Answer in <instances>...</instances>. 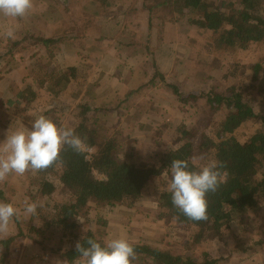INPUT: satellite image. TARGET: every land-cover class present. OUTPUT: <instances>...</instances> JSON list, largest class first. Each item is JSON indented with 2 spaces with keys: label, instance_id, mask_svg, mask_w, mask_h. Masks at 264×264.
<instances>
[{
  "label": "rangeland",
  "instance_id": "obj_1",
  "mask_svg": "<svg viewBox=\"0 0 264 264\" xmlns=\"http://www.w3.org/2000/svg\"><path fill=\"white\" fill-rule=\"evenodd\" d=\"M260 12L264 15V7ZM151 24L141 0H103L99 5L92 0H33V8L25 17L0 14V55L4 56L0 60V142L6 139L9 130L14 132L22 126L31 130L32 122L41 115L76 129L85 107L95 110L85 114L90 120L99 119L108 137L116 134L122 143L117 151L125 156L127 164L147 169L158 165L157 153L175 150L184 142L198 146L203 137L217 138L232 112L225 105L215 111L203 99L180 101L158 78L151 82L154 63L165 82L185 95L206 90L240 91L248 107L254 112H264L263 47L253 53L230 50L218 41L217 34H206L187 19L177 21L172 29H160L161 32L157 20ZM9 28L14 29V38L5 35ZM27 31L62 41L52 47L49 56L43 45L25 37ZM147 33L154 39L150 54L145 46ZM156 45L159 46L154 50ZM101 52H109V60L99 58ZM258 61L262 70L256 73L252 67ZM234 64L236 68H232ZM123 68H138L146 77L144 84L137 87L141 92L127 99L124 96L129 91L119 82ZM107 82L116 84L102 93L99 88ZM136 96H140L139 101L133 102L132 97ZM52 107L63 109L43 114ZM260 126L259 120L245 118L234 128L233 135L242 139ZM198 163V158H194L193 164ZM165 172L154 177L132 211L89 202L82 219L84 229L103 232L107 242L125 238L131 243L146 242L184 252V246L177 241L189 240L193 235L191 227L168 220L167 208H159L156 202L160 189L169 184ZM42 179L39 172L29 171L0 183L7 201L21 209L20 219H14L23 227L32 225L40 231L44 217L52 211L49 207L52 201L64 197L59 191L60 183L48 176L55 188L42 198L39 193ZM25 199L42 205L37 215H23ZM239 215L227 228L206 232L193 255L198 257L205 251L222 258L218 264H251L250 259L262 247L255 245V241L264 232V208L249 209ZM12 226L15 234L14 220ZM38 238L46 249H67L74 245L68 235L55 229L41 232ZM57 260L60 259L56 255L25 240L15 246L11 264H55ZM259 260L264 264V257L259 256Z\"/></svg>",
  "mask_w": 264,
  "mask_h": 264
},
{
  "label": "trees",
  "instance_id": "obj_2",
  "mask_svg": "<svg viewBox=\"0 0 264 264\" xmlns=\"http://www.w3.org/2000/svg\"><path fill=\"white\" fill-rule=\"evenodd\" d=\"M92 3L103 4V0H92ZM141 4L148 14L150 26L153 20L160 23L159 32L163 28L172 29L177 21L187 19L206 34H217L218 41L230 50L253 53L258 47L264 48V15L260 12L264 7L263 0H141ZM25 37H31L36 44L43 45L49 56H52V47L62 41V39L34 36L29 31L25 32ZM153 41L152 34L147 33L145 46L149 54L152 53L150 45ZM158 46L156 45L154 50ZM3 57L0 55V60ZM260 63L258 61L252 67L256 73L262 70ZM236 66L237 64H234L232 68ZM152 76L151 82H154V78H159L180 101L184 98L203 99L215 111H218L221 105H225L232 114L225 119L220 130L221 134L217 138L203 137L198 146L184 142L175 150L157 153L158 165L147 169L127 164L125 156L121 151H117V147L122 148V143L117 140L116 134L108 137L99 119L90 120L85 114L87 111L95 110L85 107L83 113L79 114L81 118L75 131L81 137H86V143L93 150L78 154L65 146L61 151L62 165L57 163L47 170L39 171L43 178L39 188L40 196L46 198L54 190L55 187L47 179L48 176H52L60 183L59 191L64 197L57 202L52 201V206H49L52 211L44 217L41 231L36 230L32 225L23 227L20 221L14 219L17 225L16 233L8 239H0V264H7L11 247L17 241L29 240L31 245L48 250L60 260L68 261L79 256L75 247L77 242L86 247L85 241L92 238L102 245L106 244L103 232L83 227L82 219L89 202L93 201L99 207H109L114 210L117 207H125L132 211L144 192L150 188L154 177L158 178L161 172L166 171L170 183L171 163L176 159L187 160L193 170H198L208 160L214 159L225 166L221 170L227 172V179L215 193L207 194L209 207L208 219L205 221H192L185 217L172 204L171 193L167 189L168 185L165 184L156 200L159 208H167L168 220L174 219L189 225L193 235L189 240L177 241L184 246V252L172 248H160L146 242L132 243L138 253L135 262L137 264H218L223 260L205 251H202L198 257L194 256L193 252L200 247L206 232L216 233L227 228L235 215H242L249 209L264 208V112H254L248 107L240 91L215 93L206 90L185 95L163 80L155 63ZM140 92V88H137L126 96ZM16 97H21V94L18 93ZM62 109L52 107L43 114L61 112ZM251 117L260 121V128L242 139H237L233 135L234 128L245 118ZM201 155L205 160L198 159L199 163L194 165V158ZM0 199L8 202L1 189ZM101 224L107 226L105 221H101ZM49 229L68 235L74 245L67 249H46L38 237L41 232ZM256 244H264V232L259 233Z\"/></svg>",
  "mask_w": 264,
  "mask_h": 264
},
{
  "label": "clouds",
  "instance_id": "obj_3",
  "mask_svg": "<svg viewBox=\"0 0 264 264\" xmlns=\"http://www.w3.org/2000/svg\"><path fill=\"white\" fill-rule=\"evenodd\" d=\"M33 8V0H0V14L5 17H25ZM5 35L14 38L15 31L9 28ZM65 146L78 154L93 149L71 127H64L51 118L41 115L31 124V130L20 127L14 132L10 130L6 139L0 142V183L6 182L10 176H23L26 172L44 171L59 163L63 164L61 151ZM199 160H205L201 155ZM225 166L208 160L198 170L189 167L187 160L176 159L171 163V179L168 191L172 204L188 219L205 221L208 219V193H215L227 179ZM107 179V177H105ZM42 207L36 201H24L23 215H37ZM21 209L11 202L0 200V238L8 235L14 218L20 219ZM84 244L77 242L78 258L57 260L55 264H134L138 253L133 244L125 238H115L101 244L89 238Z\"/></svg>",
  "mask_w": 264,
  "mask_h": 264
},
{
  "label": "crops",
  "instance_id": "obj_4",
  "mask_svg": "<svg viewBox=\"0 0 264 264\" xmlns=\"http://www.w3.org/2000/svg\"><path fill=\"white\" fill-rule=\"evenodd\" d=\"M125 7H127L126 4H125ZM130 45H132V44H130ZM95 53L98 54L99 52H95ZM84 54L89 55V53H86V52H84ZM108 57H109V52H107V53L101 52L99 58H105L104 60H109ZM106 75L109 76V74H106ZM162 78L165 81L164 76ZM145 79H146V77L144 76V73L140 69H138V68H136V69H134V68L133 69L123 68L122 73H121L120 78H119V82H123L124 87H126L125 90H128L129 93H130L133 89L135 90V88L143 85L144 82H145ZM159 82H161V81L159 80ZM113 84H116V83L115 82H113V83H108V82L107 83H102L101 84V87L99 89L101 90L102 93L103 92L106 93L108 91V89H109L108 87H110ZM153 91L154 90H152L151 92H149L148 96H150ZM129 97L130 96H126L125 95L124 96V99H127ZM132 98H134V101L133 102H135V100L139 101L140 96H136V97H132ZM162 99L163 98H161V100ZM114 212L115 211L113 210V213H112L113 216H115V213ZM14 230H15V227H13L12 224H11L10 225L9 233H8V235L6 237L13 236ZM256 241H255V245H256ZM21 243H22V241L14 242V244L11 247V251H10V254L8 256V259H7V264H11V259L12 258H15V246L17 244H21ZM257 253L258 254H256L255 257L253 256V258L250 259L251 264H260L259 256L264 257V245L263 244H262V247H261L260 251H257Z\"/></svg>",
  "mask_w": 264,
  "mask_h": 264
}]
</instances>
